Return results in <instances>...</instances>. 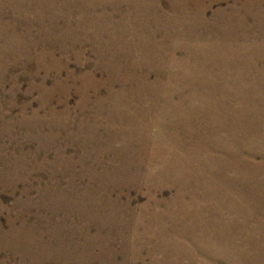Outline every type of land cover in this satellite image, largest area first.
Returning a JSON list of instances; mask_svg holds the SVG:
<instances>
[{"label": "rangeland", "instance_id": "374dc122", "mask_svg": "<svg viewBox=\"0 0 264 264\" xmlns=\"http://www.w3.org/2000/svg\"><path fill=\"white\" fill-rule=\"evenodd\" d=\"M231 2V0H219L213 3L211 9L206 12V17H211L212 11L217 7L226 8ZM0 6L4 11L0 14V22L7 21L11 5L3 2ZM56 6L62 8L61 2H57ZM105 10L110 11V6L107 5ZM35 14L33 13L32 16ZM80 16V14H72L68 17L48 16L49 19H40L31 24L25 23L20 28L16 26L14 29L9 28L8 32L0 37V44H4L7 37L17 35L22 43L28 45V54H30V58L24 60L23 54L27 49L22 46L24 51L19 46H10L0 57V167L8 164V168L13 169L11 172H14V158L18 155L19 166L24 169L23 172H17V175L10 172L0 175L1 231L9 233L8 231L14 228L26 230L32 227L37 230L38 243L53 244L59 241L70 246L61 256L60 261L55 262L52 250L40 251L39 254H25L27 248L24 242L28 241L26 236L17 238L13 235L9 240L0 239L3 243L0 242L2 244L0 264H186L185 256L174 252L173 248L177 244L183 245L184 241L189 243V245L184 244L189 247L190 238L186 240V237L181 235L183 225L180 224L174 230L169 229L168 226L175 220L179 223L183 222L182 213L185 210H189L188 213L194 212L201 219L206 218L208 212L213 210L219 212L225 220L233 219L234 216L236 219L224 225L234 229L233 239L237 246L242 247L245 255L251 257L252 252L248 247L253 242L250 240L264 243V235L260 234V231L264 230V222L247 225L239 219L241 213L237 210L235 215H229L226 212L228 209L221 205H205L207 204L205 203V207L200 202L186 204L185 195L180 197V203L174 204L169 202L175 193L173 188L165 187L161 191H150L142 184V182L146 184V180L151 177H154L155 182L160 186L162 184L161 173L157 170L173 149L170 142L162 138L167 134L166 131L173 127L169 121H166L167 117L162 116V112L175 100L185 96L161 88L169 83L168 78H171L175 71H179L180 66L170 63L165 66L164 73L168 78L159 84L160 90L156 96L148 92H138L134 88L138 89L140 86L131 84H126L125 89L120 91L117 80L109 84L114 89L107 94L109 86L103 84L96 86L94 82L103 80L109 69L107 67L103 69L97 64L100 58L93 49V42L86 37V33L90 31L89 25L86 23L78 30L77 23L80 22ZM119 18L118 14H115L111 20L108 18L109 30L106 34H101L100 38L106 40V44L108 40H112L114 46L112 52L118 47L117 45H122V50L128 55L126 58L123 57L127 60L126 63L134 66L136 64L135 70L127 69L126 78L135 74L139 76L147 72V68L140 66L139 60L134 59L142 48L137 42V37L129 27L127 28L128 23ZM127 22H131L129 18ZM54 27L69 34L64 38L60 37L61 32H57V36L50 38L47 32ZM151 30L154 28L149 27L144 32H137L140 33V38H144L151 37L153 33ZM137 32L135 31V34L139 36ZM170 33L168 37L172 39L169 41L168 49L171 52L175 51L180 57L188 50L194 49L190 44H185ZM159 36L160 34H156L154 37ZM125 39L128 42L123 41ZM50 41L52 45L49 46ZM41 43L53 52V58H43L42 64L38 63L35 57L44 48ZM141 56L149 60L148 63H153L151 61L153 59L150 60L146 52ZM178 56L173 58L179 60ZM156 62L158 61L155 60L154 63ZM219 67L225 74V79H228L227 74L230 75L227 72L228 68ZM85 71L88 77H81ZM153 78L154 75L150 74L149 79L154 80ZM229 99L232 98L226 94L222 96L217 94L214 97L217 107H222L220 105H225L227 101L230 102ZM150 101L156 103L157 114L153 117L144 115L146 116L144 122L148 127L150 126L148 132L150 142L146 147L156 152V156L145 155L143 158L141 180L136 187L122 188L119 185L126 182L133 171L135 156L139 155L138 147L144 146L133 140L132 124L128 125L126 121L118 124L117 120L107 122L103 114L108 113L116 117L122 112L130 116L135 114L136 116L133 117H138V111L148 110L147 104ZM219 112L223 115L222 111ZM93 117L103 119L92 122ZM167 119L171 121L170 118ZM79 126H82V130H78ZM91 131L100 137L98 144H95V140L87 141L83 137L88 133L91 134ZM129 152L134 154L128 155ZM126 164L128 167L124 170ZM69 165L72 167L70 171ZM66 168L68 172H63ZM112 170L116 178L112 180L111 175V180H104L106 174H112ZM70 184H73L71 191L68 189ZM117 194H119L118 198ZM104 198L108 201L105 202ZM159 199H162L161 202ZM19 215L25 220L23 223L16 219ZM103 218L107 221V226L102 224ZM9 219H12L10 223L13 222V226L8 224ZM87 221L90 222L89 226L86 225L88 228L82 226L78 229L81 234L77 235L79 238L77 241L89 243L92 247L91 252L79 251V246L70 244L68 236L56 240L51 230L52 223L70 224L75 228L79 223ZM149 221L152 225L146 231L143 225L148 224ZM211 222L209 224H212ZM116 227L120 232L119 235L115 234ZM238 227L240 233L237 232ZM250 228L257 229L259 234H249ZM206 236L209 238L210 235ZM5 243L8 245L6 246ZM192 259L196 264L208 263L201 257L193 256ZM216 262L230 264L221 258Z\"/></svg>", "mask_w": 264, "mask_h": 264}, {"label": "bare ground", "instance_id": "6f19581e", "mask_svg": "<svg viewBox=\"0 0 264 264\" xmlns=\"http://www.w3.org/2000/svg\"><path fill=\"white\" fill-rule=\"evenodd\" d=\"M217 1L219 0H0V4L8 2L11 5L8 20L0 22V37L8 32L9 28L14 29L15 26L20 28L25 23L31 24L40 19H49L48 16L68 17L72 14H80L81 19L77 23L78 30L86 23L89 25L90 31L86 33V37L93 42V49L100 58L97 64L103 69L106 67L109 69L103 76L105 77L103 80L94 82L96 86L100 84L109 86L112 81L117 80L120 91L125 89L126 84H131L140 86L138 89L134 88L138 92H148L156 96L160 90L159 84L168 78L164 73L165 66L169 63L174 66L179 65V71H175L171 78H168L169 83L161 88L185 96L180 100H175L162 112V116L171 119L170 121L166 118V121L173 126L169 131L165 130L167 134H164L162 138L168 140L173 149L157 170L162 176L161 186L155 182L154 177L147 179L146 184L143 182L142 184L150 191H161L165 187L173 188L175 193L169 202L174 204L180 203V197L185 195L187 196L186 204L200 202L203 206L221 205L228 209L226 212L229 215H235V210H237L241 213L239 219L250 225L264 222V0H231V4L226 8L217 7L212 11L211 17H206V12ZM57 2H61L62 8L56 6ZM107 5L110 6V11L105 10ZM3 12L0 6V14ZM33 13H36L35 16H32ZM115 14L119 15L120 20L123 19L128 23L127 28L129 27L134 33L142 48L134 59L139 60V65L146 67L147 72L139 76L135 74V76L126 78L127 69L135 70L136 64L134 66L126 63L127 60L124 58L128 55L122 50V45H117L118 47L112 52L114 48L112 40H108L106 44V40L100 38L101 34H106L109 30L108 18L111 20ZM128 18L131 22H127ZM149 27L154 28L151 30V33L153 32L151 37L140 38V33L137 31L144 32ZM63 31L65 30L61 31L54 27L50 28L47 33L50 38H54L57 32H61L62 35L59 36L65 38L69 32L64 33ZM135 31L139 36L135 34ZM169 32L185 44H190L194 49L188 50L180 57L179 54H175V51L171 52L168 49L169 41L172 39L168 37ZM156 34L160 36L155 38ZM123 41L128 42L126 39ZM48 45H52V42L50 41ZM10 46H19L21 49L24 47L28 50L23 49L25 51L24 60L30 58L28 45L22 43L17 35L7 37L6 42L0 44V57ZM144 52L150 60L151 58L154 60H151L152 64L141 56ZM176 56L179 60L173 58ZM35 57L38 63L42 64L43 58H53V52L44 46ZM155 60L158 62L154 63ZM219 66L228 68L227 72L230 74H227L228 79H225V74ZM150 74L154 75V80L149 79ZM81 77H88V73L85 71ZM43 89L44 87L41 91ZM113 89L109 86L107 94H110ZM217 94L221 96L226 94L232 99H229L230 102L227 101L225 105L223 104L224 106L217 107L214 100ZM147 105L148 110L138 111V117H133L136 116L135 114L130 116L122 112L116 117L108 113L103 114L107 122L117 120L118 124L123 121H126L128 125L132 124L133 140L144 146L138 147L139 155L135 156L133 171L126 182L119 185L122 188L136 187L141 180L143 158L145 155L156 156V152L146 147L150 142L148 133L150 126L148 127L144 122L145 114L148 117L157 114L156 103L150 101ZM219 108L221 110H218ZM219 111H222L223 115ZM99 118L93 117L92 122L103 119ZM81 127L79 126L78 130H82ZM83 137L87 141L95 140V144H98L100 140L97 133L92 131L91 134L88 133ZM133 152H129L128 155H133ZM19 160L17 155L14 158V172H11L13 169L10 170L7 164L0 167V175L6 172L16 175L17 172H23L24 169L21 165L19 166ZM124 167L126 170L127 164ZM68 168L70 171L71 165ZM67 170L66 168L63 172H68ZM113 173H115L114 170L112 174H106V179L102 178L111 180L112 175V180H114L116 177ZM106 183L108 184L107 181ZM72 186L73 184L68 186L70 191L73 190ZM116 197L118 198L119 194ZM104 199L105 202L108 201ZM161 200L159 199L160 202ZM113 201L116 202V200ZM188 212L190 211H183V222L179 223L174 219L175 221L168 224L169 229L172 230L178 228L180 224L183 225L181 235L186 237V240L190 238V248L184 245H189L186 241L183 245L177 244L173 248L174 252L185 256L186 264H196V261L192 259L193 256L207 260V264H213L214 261V264H217L218 258L230 264H264V243L250 240L253 242L248 247L253 253H250L251 257L245 255L242 247L237 246L233 239L234 229L224 225L236 219L234 216L233 219L225 220L219 212L213 210L208 212L206 218L201 219L194 212ZM21 217L19 215L16 219L23 223L25 220ZM11 220L9 219L8 224ZM209 221L213 223L209 224ZM101 222L104 226L108 224L104 218ZM88 223L90 222L79 223L75 228L70 224L52 223L51 230L56 240L62 236H68L70 244L79 246V251L91 252L92 247L89 243L77 241L79 240L77 235L81 234L78 229L82 226L88 228L86 226ZM150 223L152 222L144 224L143 229L147 231L152 225ZM10 224L13 226V222ZM8 232L2 233L0 228L2 241L9 240L13 235L17 238L26 236L28 241L24 242L27 248L25 254H39L40 251L52 250L55 262L60 261L63 253L70 247L59 241L53 244L38 243L36 241L37 230L32 227L26 230L14 228ZM237 232L240 233L239 227ZM248 233L256 235L259 231L250 228ZM115 234H120L118 229ZM260 234L264 235V230H261ZM206 235H210L209 238ZM1 243L0 246L3 244Z\"/></svg>", "mask_w": 264, "mask_h": 264}]
</instances>
